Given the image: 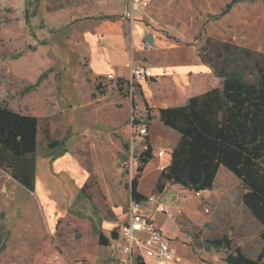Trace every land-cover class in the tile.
Here are the masks:
<instances>
[{
	"label": "rangeland",
	"instance_id": "1",
	"mask_svg": "<svg viewBox=\"0 0 264 264\" xmlns=\"http://www.w3.org/2000/svg\"><path fill=\"white\" fill-rule=\"evenodd\" d=\"M123 2L127 4L124 11ZM248 2L251 7L253 1ZM130 11V0H0V105L36 116L41 128L48 126L53 139H63L66 135L65 146L55 150L70 151L84 171L91 170V176L75 197L69 213L74 221L90 216L94 233L101 232L107 223H120L125 218L130 200V182L137 175V167L130 166V159L131 156L138 157L141 151L138 141L131 147V115L137 116V120L142 119L150 128L155 153L160 147H168V142L176 141L178 137L177 133L156 119L153 111H142L140 104L139 113H127L128 110L123 108V100L128 102V96L122 93L116 83L108 81L105 75L93 80L87 73L89 69L84 54H89L93 44L87 32L73 28L82 27L86 20H96L101 16L128 18L126 14ZM151 12L148 8L136 10V20L148 27L146 31L161 33L170 40H182L186 47L195 48L203 43V33L198 39L194 38L201 19L174 20L164 16L153 22L145 17V13L150 15ZM239 13L243 14V10ZM238 24L246 23L240 20ZM258 25L260 30H257L256 46L259 42L263 43L262 19ZM232 26L230 23L226 25L227 28ZM73 32L77 42L74 41ZM47 42L50 46V70L46 69L44 72H47V77L28 91V83L11 78L9 60L21 56L36 43ZM180 47L178 52L182 53L185 47ZM164 53L161 51V54ZM25 58L18 61L21 69H24ZM149 84V91L157 98L162 91L166 94L171 92L170 81ZM126 106L129 109L128 103ZM42 153L39 140L36 157ZM159 164L160 159L153 157L138 179L137 190L146 197H155L151 192L161 172L160 168H165ZM240 193L238 179L220 168L211 191L197 194L177 186H166L164 193L158 196L164 212H157L155 204L147 206L149 216L176 250L178 259L175 264H211L212 261L220 264L224 252H206L197 245L205 237L226 232H232L236 243L248 255H257L260 247L258 226L241 206ZM14 194L16 203H23L29 198V193L18 186ZM60 203L64 204L62 200ZM17 219L0 216V255L3 256L0 264L16 261L11 257L18 251L16 236L11 237L6 229L17 230ZM81 229L82 245L77 251H71L72 254L86 256L92 264H117L109 258L107 246L97 245L85 227L81 225ZM71 234L80 242L78 230ZM238 235H243V238L236 240ZM62 245L64 248L71 246L67 240ZM7 248L10 253L4 252ZM57 251L61 253L59 248Z\"/></svg>",
	"mask_w": 264,
	"mask_h": 264
},
{
	"label": "crops",
	"instance_id": "2",
	"mask_svg": "<svg viewBox=\"0 0 264 264\" xmlns=\"http://www.w3.org/2000/svg\"><path fill=\"white\" fill-rule=\"evenodd\" d=\"M230 1L155 0L150 2L148 7V9L152 10L151 14L147 15L145 13V17L153 22L164 16L174 20L199 18L201 22L196 35L203 33L205 39L215 38L263 52L264 38L263 43L259 42L258 46H256L255 40L257 30H260L258 24L261 19L264 22V0H251L253 1L251 7L248 0L237 2L232 5L225 15L218 17ZM123 3L124 11L127 4L126 2ZM137 9V7L133 8L131 18L101 16L96 20L94 18L86 20L87 22L82 27L73 28V30H82L83 33L87 32L92 41L93 46L89 54L85 53L84 55L86 56L89 69L87 73L93 80L99 76H106L111 72L119 73L124 78L121 91L128 96L126 84L130 80V74L124 68V64L129 59L137 60V58H141L142 60L138 61L151 69V78L137 85V90L133 96H128V102L123 100V108L125 107L128 110L127 113L129 111L139 113L141 109H139L138 104H140L142 111L146 109L150 112L153 111L157 119V109L183 106L191 97L199 96L210 89L221 87V80L215 77L206 65L201 63L193 46L186 47L182 40H170L161 33L146 31L148 27L143 22L136 20L138 19L136 18ZM240 10H243V14L239 13ZM124 19H127L128 22ZM208 19L212 21H207ZM240 20L245 21L246 24L239 25L238 21ZM229 23L233 26L227 28L226 25ZM125 30L128 32L127 38ZM73 34L75 37L74 41L77 42L76 35L74 32ZM147 34L152 35V45L147 44L145 41ZM180 46L185 47L182 53L178 52L179 48H181ZM49 49L48 42L46 44L36 43L33 48L26 50L21 56L10 59L8 68L11 78L34 85L40 75L50 68ZM161 51L165 53L161 54ZM164 55L163 59L157 60V58ZM23 57L27 58H25L24 69H21L18 61ZM167 81L171 83V92L169 94L162 91L157 98L148 89L149 83L156 84L157 82L163 83ZM140 98L142 99V104L140 103ZM127 103L129 109L126 106ZM133 119L135 123H141L145 126L148 131L147 136L139 143L141 144L140 148L145 145L144 139L147 137L148 143L153 149L150 128L148 129L147 124L145 125L142 119L137 120V116L131 115L129 120L130 129ZM50 134L53 138L52 132ZM178 138L179 135L176 141L168 142V147H160L156 153L153 149L154 158L157 157L156 155L159 151L163 150L165 152L164 156L158 158L161 161L159 165H164V167L169 165L170 152ZM65 139L66 135L58 141L64 142ZM64 150V152L61 149L53 151L43 150L42 155L36 157L33 192L27 191L7 173L0 170V216L2 215L3 218H18L15 223L18 225L17 230L15 228L13 230L6 229L11 237L12 235L16 236L15 241L18 243V251H15V254L11 256L16 260L12 264H92L86 256L71 253V251H77V248L82 245L83 232L81 225L93 236V241L97 245H99V234H102L108 240L107 247H102L108 248L109 258L117 263L111 257V243L115 239L111 237V234L115 231L117 235L118 226L124 220L122 219L120 223H115V221L113 224L107 223L101 228V232L94 233V225L90 216L87 219H79L77 221L72 219L69 212L71 207L74 206L73 201L82 191L90 174L79 166L75 156L70 151ZM168 151L169 153H167ZM16 186L29 193L28 200L23 203H16V198H14ZM61 200L64 204L60 203ZM151 204L142 203L137 211L142 215L148 216L153 221L148 214L149 207H147H151ZM3 226H5L4 222ZM157 228L161 230L159 227ZM76 230H78L79 234L77 236H79L80 242H77L75 235L72 236L71 234L72 231L75 232ZM64 240L70 243L71 246L69 248L63 247ZM58 248L61 253L57 251ZM4 252L10 253V250L7 248ZM0 258H3V256L0 255ZM219 263L224 264L222 262ZM166 264H175V261ZM211 264H217V262L212 261Z\"/></svg>",
	"mask_w": 264,
	"mask_h": 264
},
{
	"label": "trees",
	"instance_id": "3",
	"mask_svg": "<svg viewBox=\"0 0 264 264\" xmlns=\"http://www.w3.org/2000/svg\"><path fill=\"white\" fill-rule=\"evenodd\" d=\"M240 1L245 0H231L218 17ZM125 36L128 37L127 30ZM195 53L221 80V87L191 97L183 106L157 109L158 121L179 138L170 152V163L160 172L151 194L158 198L166 186L193 193L209 192L218 171L224 168L240 182L239 202L258 226L259 250L255 257L248 255L232 232L205 237L197 247L206 252H224L220 257L224 264H264V51L206 38L195 47ZM46 77L47 72L42 73L28 91ZM120 82L116 83L119 89L123 81ZM39 140L44 151L64 145L51 137L48 126L41 128L37 117L0 106V170L29 192L34 191ZM144 143L137 175L129 187L130 199L136 204L149 197L137 190L140 175L153 159L147 137ZM88 173L91 176L90 169ZM111 235L116 238L115 231ZM242 238L238 235L236 240ZM98 244L107 246L108 240L99 234ZM137 264L145 263L139 260Z\"/></svg>",
	"mask_w": 264,
	"mask_h": 264
},
{
	"label": "built area",
	"instance_id": "4",
	"mask_svg": "<svg viewBox=\"0 0 264 264\" xmlns=\"http://www.w3.org/2000/svg\"><path fill=\"white\" fill-rule=\"evenodd\" d=\"M149 6V0H130L131 11L126 15L128 18L132 17L134 7L146 9ZM124 68L130 74V80L126 84V88L128 89V96L132 97L136 86L150 79L152 72L149 67L133 59H129L124 64ZM105 78L115 83L124 80L123 76H116L112 73L107 74ZM131 126V147L133 148L134 146L132 145H134V142L138 141L140 143L143 141L148 131L141 123H135L134 119ZM144 146L140 148L141 151ZM164 155L165 152L161 150L156 156L157 158H161ZM138 157L134 158L131 156V167H138ZM160 169L162 171L164 168L161 167ZM143 203L155 204L157 212H164V208L157 198L149 196L147 201ZM141 204H136L132 201L129 202L126 217L118 226L116 238L111 243V257L118 264H137L139 260H142L145 264H166L176 261V250L172 246L169 238L156 227L148 216L142 215L137 211Z\"/></svg>",
	"mask_w": 264,
	"mask_h": 264
},
{
	"label": "water",
	"instance_id": "5",
	"mask_svg": "<svg viewBox=\"0 0 264 264\" xmlns=\"http://www.w3.org/2000/svg\"><path fill=\"white\" fill-rule=\"evenodd\" d=\"M145 41H146L147 44L152 45L153 44L152 35L151 34H147L145 36Z\"/></svg>",
	"mask_w": 264,
	"mask_h": 264
}]
</instances>
